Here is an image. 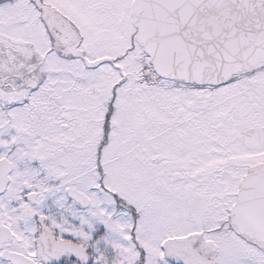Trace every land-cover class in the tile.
Listing matches in <instances>:
<instances>
[{
    "label": "snow or ice",
    "instance_id": "1",
    "mask_svg": "<svg viewBox=\"0 0 264 264\" xmlns=\"http://www.w3.org/2000/svg\"><path fill=\"white\" fill-rule=\"evenodd\" d=\"M0 264H264V0H0Z\"/></svg>",
    "mask_w": 264,
    "mask_h": 264
}]
</instances>
